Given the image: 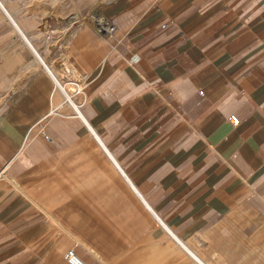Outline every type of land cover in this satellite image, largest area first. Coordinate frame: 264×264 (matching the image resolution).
<instances>
[{
	"label": "crops",
	"instance_id": "crops-1",
	"mask_svg": "<svg viewBox=\"0 0 264 264\" xmlns=\"http://www.w3.org/2000/svg\"><path fill=\"white\" fill-rule=\"evenodd\" d=\"M94 2L0 0V264H264V0Z\"/></svg>",
	"mask_w": 264,
	"mask_h": 264
},
{
	"label": "rangeland",
	"instance_id": "rangeland-1",
	"mask_svg": "<svg viewBox=\"0 0 264 264\" xmlns=\"http://www.w3.org/2000/svg\"><path fill=\"white\" fill-rule=\"evenodd\" d=\"M2 1L11 12V15L18 21L21 27L23 26L24 29L27 27L29 30L34 29L35 34H29V35L32 37L31 39H33V43L35 44V47L38 45V42H36L38 38H42V40L46 38L47 41L56 40L58 43H61L63 41L65 42V44L68 43V39L65 38V35L67 33L61 30V26L64 25L62 18L60 17L58 21L57 20L55 21L53 20L52 16H55L56 14H61L65 11H75L78 14H84L85 11H87L88 9L90 11L91 9H95L94 0H2ZM0 9L2 10V12H4L1 6ZM3 20L7 22L11 21L6 15V13L3 15ZM53 21L54 23L55 22L56 23L54 24ZM97 29H98L97 32L99 34L95 32L93 33V37H94L93 43L99 47L102 45V42L106 38L102 36V32L104 30H102L100 26H98ZM108 38H110V36ZM37 51L39 52L38 48ZM49 51L50 53L53 52V50H49ZM57 51L59 54H61L60 57L62 58H64V55L65 56L69 55L68 52L69 53L72 52L68 48H65V50L61 49ZM74 76L76 77V80L77 78H79V74L77 72L74 74ZM69 87H71L73 91L76 92L77 91L81 92L83 89V86L80 84L78 85V87H72V86ZM75 102H76V96H75ZM94 144L97 146L96 143ZM97 148L98 151H103L99 149V147Z\"/></svg>",
	"mask_w": 264,
	"mask_h": 264
},
{
	"label": "built area",
	"instance_id": "built-area-1",
	"mask_svg": "<svg viewBox=\"0 0 264 264\" xmlns=\"http://www.w3.org/2000/svg\"><path fill=\"white\" fill-rule=\"evenodd\" d=\"M110 31H111L110 33H114L115 32L114 26H111ZM228 121L234 128L238 127L240 125V123H241L240 118L236 114L230 115L229 118H228ZM46 138L49 139V137H47V136H46ZM67 259L69 260V262L71 264H84L83 261H81L79 258H77L74 255L72 250L68 252Z\"/></svg>",
	"mask_w": 264,
	"mask_h": 264
},
{
	"label": "bare ground",
	"instance_id": "bare-ground-1",
	"mask_svg": "<svg viewBox=\"0 0 264 264\" xmlns=\"http://www.w3.org/2000/svg\"><path fill=\"white\" fill-rule=\"evenodd\" d=\"M111 26H112V25H110V23L106 21V27H107V28H105V29L107 30V31H106V35H107L108 37H109V36H110V37L114 36V33H115V32H114V33H110V32H111V31H110ZM114 28H115V27H114ZM81 261H82V260H81Z\"/></svg>",
	"mask_w": 264,
	"mask_h": 264
}]
</instances>
